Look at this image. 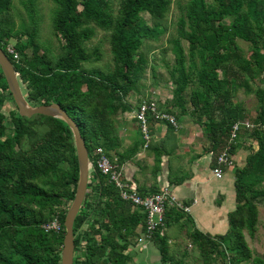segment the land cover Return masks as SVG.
I'll return each mask as SVG.
<instances>
[{"label":"trees","instance_id":"trees-1","mask_svg":"<svg viewBox=\"0 0 264 264\" xmlns=\"http://www.w3.org/2000/svg\"><path fill=\"white\" fill-rule=\"evenodd\" d=\"M52 1L58 53L40 40L35 0L23 1L30 21L21 26L13 0H0V47L19 73L29 103H59L79 124L94 167L99 147L123 164L142 142L118 152L117 115L134 109L129 97L143 91L147 69L156 70L143 47L167 33L173 0H119L117 7L110 0ZM177 6V34L169 39L172 93L164 103L147 100H155L160 110L177 119L188 116L200 125L214 155L213 166L228 145L235 154L243 140L257 144L247 146L245 163L233 169L236 207L228 214L227 232L209 235L194 229L189 234L192 245L202 264H264V256L254 255L246 238V232L254 236L258 230L264 201V0H177ZM97 29L108 34L110 68L94 65L103 58L101 45H89ZM240 40L249 43L248 50ZM8 45L14 46L18 59ZM239 89L254 93L258 106L254 127L242 129L231 142L232 125L247 119L246 109L235 101ZM9 101L15 104L0 67V264H61L64 220L79 179L73 134L56 117L21 116L17 106L6 115ZM160 161L157 152L158 167ZM90 179L74 223V264H128L146 214L128 207L98 169L91 170ZM54 219L60 230H46L45 224ZM155 239L164 264H191L188 253L180 259L169 254L165 237Z\"/></svg>","mask_w":264,"mask_h":264},{"label":"crops","instance_id":"crops-1","mask_svg":"<svg viewBox=\"0 0 264 264\" xmlns=\"http://www.w3.org/2000/svg\"><path fill=\"white\" fill-rule=\"evenodd\" d=\"M129 101L135 104L130 98ZM142 101L132 111L117 116L120 139L118 152H126L137 142H142V148L137 154L121 164L124 179L135 185L141 193L159 192L162 187L170 186L179 200L190 205L189 212L177 208L167 211L166 234L161 237L166 238L169 254L175 259H180L185 253L191 256L194 252L191 253L190 248H195L189 236L192 230L217 235L224 234L229 228L228 214L236 207L233 169H228L222 179L215 177L212 172L214 155L207 149L208 139L203 128L188 116L180 117L179 128L174 130L168 129V123L152 120L150 148H145L139 123L134 117ZM251 144L257 148L253 141L243 140L240 148L233 154L235 166L245 163L247 146ZM157 152L161 157L159 167L155 162ZM128 207L138 208L133 205ZM157 239L145 249H148L147 253H159L156 257L161 260ZM145 249L143 248L144 251Z\"/></svg>","mask_w":264,"mask_h":264},{"label":"rangeland","instance_id":"rangeland-1","mask_svg":"<svg viewBox=\"0 0 264 264\" xmlns=\"http://www.w3.org/2000/svg\"><path fill=\"white\" fill-rule=\"evenodd\" d=\"M23 1L24 0H13V5L15 6L17 12L16 20L18 26H21L23 21H30ZM110 1L114 7H117L119 0ZM181 1L184 2L185 0ZM35 4L37 5L40 19V40L45 45L49 46L52 49L53 53H58L60 51L61 43L59 37L55 34L52 28V17L56 4L52 0H35ZM179 13L180 11L177 6V0H173L172 11L168 17L167 33L161 35L158 40L146 41L144 44L143 51L149 56L152 62L156 63V70L152 72V70L148 68L142 81L143 91L141 93H133L129 97L131 101L135 103L134 106H136L140 100L146 99L147 96H149V98L151 99H157L162 103H164L165 100L170 98L171 96L173 83L171 81L168 68L173 63L174 55L171 50L169 39L177 34V25L175 22L179 16ZM144 16L149 19V14H144ZM225 22H228V19H225ZM96 44L101 45V48L103 50V58L100 61L95 62L94 65L97 67H102L104 69L112 67L113 55L111 53L108 34L105 31L97 29L95 37L89 41V45L91 46ZM240 44L246 50H248V42L240 40ZM184 45L186 48H188V43L186 41H184ZM235 101L246 109V120H249L251 123H253L252 120L256 115L258 106V99L256 98L255 94H248L244 92L243 89H239L235 97ZM15 108L16 104H14L12 101H9L4 107V112L6 115H9V112L11 110H14ZM8 125L11 126L10 122L8 123ZM259 211L260 217L258 222V230L254 236H250L246 232V238L248 244L253 250L254 255L264 256V201L260 203ZM130 250L132 261L128 264H164L160 260V258L157 259L156 257L159 253H147L148 249H145L144 251L143 248L138 247L135 244V239L134 245H132ZM190 252H194V256H188V258H186L187 262L191 264H202V261L197 258L198 249L190 248ZM176 257L180 258L179 255H176Z\"/></svg>","mask_w":264,"mask_h":264},{"label":"built area","instance_id":"built-area-1","mask_svg":"<svg viewBox=\"0 0 264 264\" xmlns=\"http://www.w3.org/2000/svg\"><path fill=\"white\" fill-rule=\"evenodd\" d=\"M8 51L13 54L15 59L19 58V53L13 45H8ZM148 99V98H147ZM143 100L136 112L135 119L139 123L144 147L147 148L151 141V129L149 118L151 117L156 122L170 123L174 127L179 128L178 119L166 111L160 110L158 103L155 100ZM254 125L249 120L239 121L232 125L231 142H235L239 137L242 129L253 128ZM96 166L103 175L107 176L109 181L117 187L120 197L129 205H133L142 209L146 214L144 227L140 231V235L135 238V243L138 247L145 248L149 243L153 242L157 235L165 236L167 229L166 213L171 208H177L183 212H189L191 207L183 203L174 194L170 186H164L159 192L143 195L139 189L132 184H129L124 179L122 165L117 158L113 159L107 154L103 147L96 150ZM234 156L231 152V145H228L225 150L217 157V164L213 166L212 172L215 177L222 179L228 169H234ZM61 224L57 219L45 224V229L60 230Z\"/></svg>","mask_w":264,"mask_h":264},{"label":"water","instance_id":"water-1","mask_svg":"<svg viewBox=\"0 0 264 264\" xmlns=\"http://www.w3.org/2000/svg\"><path fill=\"white\" fill-rule=\"evenodd\" d=\"M0 67L5 75L9 90L21 116L32 117L36 114L56 117L64 120L72 131L79 164V179L75 197L66 213L64 226L65 234L61 252V264H74L75 239L74 223L79 214L90 180L93 162L90 159L86 141L82 136L79 124L56 102L50 104L32 105L22 89L19 73L7 53L0 47Z\"/></svg>","mask_w":264,"mask_h":264}]
</instances>
